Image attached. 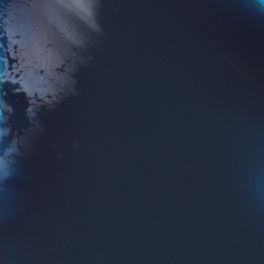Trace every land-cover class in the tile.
Here are the masks:
<instances>
[{
  "label": "water",
  "instance_id": "95a60500",
  "mask_svg": "<svg viewBox=\"0 0 264 264\" xmlns=\"http://www.w3.org/2000/svg\"><path fill=\"white\" fill-rule=\"evenodd\" d=\"M0 264H264V0H0Z\"/></svg>",
  "mask_w": 264,
  "mask_h": 264
}]
</instances>
